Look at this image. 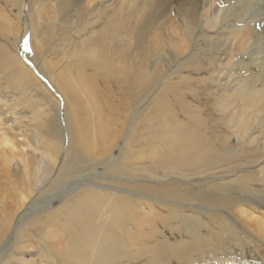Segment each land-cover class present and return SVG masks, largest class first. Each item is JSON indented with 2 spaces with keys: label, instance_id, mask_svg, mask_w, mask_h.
<instances>
[{
  "label": "bare ground",
  "instance_id": "bare-ground-1",
  "mask_svg": "<svg viewBox=\"0 0 264 264\" xmlns=\"http://www.w3.org/2000/svg\"><path fill=\"white\" fill-rule=\"evenodd\" d=\"M44 1L55 3L52 5L56 13L55 20H52L55 39L61 40L67 34H79V31L84 39L74 53L57 55L59 60L50 58L55 55L49 51L50 34L46 31L42 38L43 31L39 30L50 13L48 3L39 4L35 12L32 7L29 9V25L20 21L22 11L27 7L24 0H4L18 10L17 25L24 29L25 36L31 38L28 40L30 45L33 40L36 43L30 46L32 67L24 64V56L19 58V53L0 48V70L9 71L10 86L22 87L24 83L35 82V87L50 91V103L56 107L63 103L64 107H61V113L56 109L62 116L63 125L53 126L55 130L49 139L36 137L30 141L15 126L16 131L9 128L8 122L17 121L16 113L0 106V116L10 112L8 118L0 117V264H34L26 261L25 253L20 250H24L28 243L42 240H35L31 233L43 219L49 218L47 212L51 200L49 195L46 198L42 195L41 184L47 178L49 185L45 192L58 191V195H63L61 204L66 203L61 214L65 218V227L62 228L67 232V238L56 264L125 263L117 252L121 246L118 239L122 228L128 229L129 225L121 211L112 213L115 220L112 221L106 210L127 197L141 205L138 211L142 214L170 210L178 215L182 210L183 213H203L208 221L214 215L220 220L216 229L199 223L205 226L209 239L211 236L217 238L215 245L201 248L208 241H202L201 236H192L190 232L192 237L185 245L152 246L160 260L157 264H264V178H260L261 172L246 171L257 160L264 163V116L260 117L264 112V74L256 76L252 72L264 66V0H120L119 8L116 6V10L112 8L110 13L99 14L96 21L93 20L100 11L97 6L107 0ZM216 2L224 7L215 17L203 19L201 13L190 12L192 9H209ZM181 14L183 25L178 23ZM2 20L4 25L5 20L14 25L1 9L0 24ZM97 21H102L100 31L90 33ZM186 22H189L187 27ZM168 23L181 29L187 37L192 47L191 55L181 62L185 46L169 37L166 45L172 52V61L165 73L149 78V58L142 50L143 45L150 31ZM236 23L248 24L246 28L238 29ZM218 27L222 36L210 31ZM244 29H248L245 33L250 36L237 39L236 34L233 37L223 35L228 30L236 33ZM196 30H200L195 37L196 43L204 41L209 49L193 47ZM207 32H211L209 36ZM126 34L132 39L122 38ZM22 37L15 36V44L18 41L23 43ZM164 46L165 43H156V61L168 56ZM132 48L138 52L132 54ZM239 48L244 51L249 64L240 66L237 75L235 72L234 92L217 95L207 89L206 86L213 82L218 61ZM126 52L129 59L136 61L138 68L125 71ZM75 61L80 68L89 67L105 81L114 80L120 84L118 80L122 79L135 96L133 103L123 105V112H117L118 118L111 124L112 140L117 134L120 137L117 140L118 155L114 157L111 153L101 164L100 178L110 182L106 186L87 176L82 177L85 179L82 183H71L80 170L83 173L94 169L88 164L90 160L83 159L78 151L87 147L90 138V128L82 127L79 113L84 102L89 106L90 101L78 99L77 106L72 108V102L77 98L76 86L80 84L92 100L97 94L91 84L85 85L79 77L72 81L56 80L57 73L65 70L63 63ZM122 70L123 75L115 73ZM188 70L190 74L187 76L185 71ZM205 74L208 79L194 82L192 76ZM209 96L215 98L210 100ZM203 98L206 99L201 102ZM111 118L112 115L101 134L109 132ZM253 131H258V137L250 140ZM25 143L33 144L41 154H27L29 147ZM115 148L113 146L110 150ZM135 149H139L137 158ZM98 150L89 152L91 157ZM12 159H17L14 167ZM33 159L38 161L35 168ZM214 170L220 173L221 181H211L201 187L191 184V178L196 176L204 177L199 180H209L211 174H206ZM242 171L253 173V177L235 186L223 181L228 175ZM117 174L124 178H118ZM136 188L147 194L135 193L133 189ZM90 191L95 195L88 196ZM107 191L113 193L111 204L107 196L101 194ZM150 191L153 195L149 194ZM75 193L74 197L63 202ZM102 199L104 213L98 211ZM85 202L92 204L90 209L82 208ZM139 218L129 220L130 224L137 228ZM177 233L181 234V231ZM248 256L252 261L247 259Z\"/></svg>",
  "mask_w": 264,
  "mask_h": 264
},
{
  "label": "rangeland",
  "instance_id": "rangeland-1",
  "mask_svg": "<svg viewBox=\"0 0 264 264\" xmlns=\"http://www.w3.org/2000/svg\"><path fill=\"white\" fill-rule=\"evenodd\" d=\"M106 2V3H105ZM24 3L27 5V9L25 8L22 11L21 20L23 22H27V24H31V20L28 19L29 16V9L32 7L34 12L38 8L39 4L48 3L47 4V10L50 12L47 16H45V24L42 25L39 30L43 31L42 38L45 36L46 31L50 34V42H49V51L54 52V56L50 58L58 59L57 55L62 56V54H72L75 51L78 50L80 44L82 43L81 39H84L81 36V32L79 31V34L75 33H69L67 34L63 39H55L56 37V31L54 30L55 25L52 24V20H55L56 13L55 9L52 7L54 2L51 1H44V0H24ZM98 4V3H97ZM102 4V5H101ZM120 0H107L100 3L97 7L100 9V11L96 15V19L93 21L98 20V15L102 13H110L112 8H115L113 10H116L119 8ZM224 5L216 2L213 4L209 9H192L190 10L191 13H201V15L204 17H215V15H218L221 8H223ZM1 9L3 10V14L6 17L9 16L10 20L13 22L14 25H11L7 20H2V24H0V48L1 50L5 49L12 51L13 53L17 54L19 53V58H23V62L26 66L32 67L30 64L32 60L29 61V59L32 58V49L31 45L34 46L36 43V40L31 41L30 45V39L29 37L25 36V31L19 25H17L18 18V10L16 8H11V6H8L6 3H4V0H0V12ZM17 10V11H16ZM112 10V11H113ZM2 14V13H1ZM22 23V21H21ZM179 24L183 25V16L181 14L179 18ZM248 23H236L235 27L238 29L246 28ZM171 23H168L165 27L156 28L154 31H150L148 34V37L146 38V41L143 45L142 50L145 52L147 57L149 58L147 69H148V75L149 78L155 77L159 73H165L168 69V66L170 62L172 61V52L168 48V45H166V41L169 37H172L177 42H180L184 44L185 50L183 52L184 59L181 61H185L189 58L191 55V44L188 43L187 37H185L181 33V29H177L174 26H170ZM189 25V22L185 23V27ZM102 26V21H97L95 25L93 26V29H90V33L97 34ZM168 26V27H167ZM9 31L12 32L9 33ZM202 26L199 25V29H201ZM248 29H244L242 31H237L236 33H233V31L228 30L223 35L225 36H231L233 37L235 34L237 36V39H240L241 36H250L247 32ZM4 31H8V33H5ZM200 31V30H199ZM198 30L195 31L194 37H193V47L197 48H205L209 49V45L205 43L204 41L196 43V34L200 33ZM212 33H220L222 36V33L220 32L218 28L211 29ZM211 32H207V36H209ZM245 34V35H244ZM29 35V34H27ZM14 36V37H13ZM16 37L18 39L21 38L23 43L17 42L15 44ZM25 36V37H24ZM89 36V35H88ZM25 38H28L24 41ZM41 38V39H42ZM89 38V37H88ZM122 38H127L128 40H131L129 34L124 35ZM29 40V41H28ZM27 41V42H26ZM21 42V41H20ZM29 42V45H28ZM165 43L164 49L168 51V56L166 59L162 61H156L154 54L158 51H154L156 43ZM25 43V45H23ZM26 44L28 46H26ZM222 44V43H220ZM16 45V46H15ZM29 48V49H28ZM31 49V50H30ZM194 51V49H193ZM130 52L132 54H135L138 52L137 49H131ZM27 53V54H26ZM31 53V54H30ZM127 54V66L125 71H130L129 69H136L138 68L137 63L135 60L129 59V55ZM28 55V56H27ZM30 55V57H29ZM25 57H27L26 60ZM55 59V60H56ZM59 60V59H58ZM57 61V60H56ZM28 62V63H27ZM217 64V71L212 76V81L209 85L206 86L207 89L211 90L215 94H221L224 92H230L232 94L234 92L236 82L235 80V72L237 75V69H239L240 66H246L248 65V58L244 55V51L242 49H236L234 53L223 56ZM72 66V68H70ZM62 68H65L63 71H59L56 75V80L64 82L65 80L72 81L78 79H83L84 84L88 85L91 84L95 91L97 92L96 97L94 100L91 99L90 94L88 91H86L83 87L79 85L76 86V94L77 98L72 102V108L77 106V100L78 99H86L90 101V105L87 106V103L84 102V107L79 112L81 115V121H82V127H88L90 130L88 133L90 134L89 141L87 142V147L85 149H79V154L82 156L85 160H90L88 164H91L94 169L86 170L83 173H80L79 171L77 177L74 179V181H71V183H82L85 181V179H82V177H93L94 181H96L99 184H102L104 186L109 185L110 182L108 180H103L100 178L102 176V169L103 166L101 164L105 162L106 158L110 156L112 153L114 157L118 155L117 151V145H118V134L115 136V138L112 140L111 137V124L112 122L117 118L116 115L117 112H123V105L128 103H133V100L135 99L133 96L134 92L132 91L131 87L128 86V84L123 81L122 79H119L120 84H117L114 80L113 81H105L101 76H98L95 74L92 69L89 67L87 68H80L78 65V62H65L62 65ZM190 71H185L187 76L190 74ZM253 74L256 76L264 74V66H259V68L252 70ZM118 75H123L124 70L115 72ZM8 74L9 71L0 70V100H2V103L0 106H4L3 109L6 111L13 110L16 115L14 116L17 121L14 123L8 122L9 128L11 130H15V127L18 128V131H21L23 135L29 139L30 141L33 140V138L36 137H44L46 139H49L51 136V132L54 131L53 126H59V124L62 123L63 120L61 114L59 115L56 111V109L60 110L64 107V104L61 103L59 107L54 106L52 103H50L52 94L49 90H42L40 88L35 87V82L26 84L24 83L21 86H15L12 87L8 84ZM36 75H38L36 73ZM194 79V82L204 81L205 78L208 79V76L205 75H199V76H192ZM45 81V80H44ZM261 88V85L258 84V89ZM43 91V92H39ZM3 95V96H2ZM4 98V99H3ZM215 96L211 97L209 96V99H213ZM206 98H203L201 102H204ZM4 100L6 102H4ZM6 107V108H5ZM62 107V108H61ZM98 109L100 112H98ZM112 115V118L110 120V129L109 132L105 135L101 134V130L105 128L107 120L109 116ZM10 116V112L7 113V115H1L0 117L3 119H6ZM264 116L263 114L260 116ZM13 117V116H12ZM77 123V122H76ZM257 123V122H256ZM15 126V127H14ZM258 131H253L251 133L252 137L250 140H253L258 137L257 135ZM231 141H233V138L231 137ZM26 146L29 147V150L26 152L29 155H39L41 152L35 150L33 144L25 143ZM113 146L116 148L113 150H110ZM99 149L92 157L89 154V152H93L94 150ZM139 149L134 150V155L137 158ZM25 153V152H24ZM40 158L38 159V161ZM142 159L141 161H144ZM257 160V159H256ZM17 161V159H12V167H14V163ZM38 161L33 159V166L34 168L37 166ZM139 161V160H138ZM263 160H257V163L254 164V166L251 169H248L246 171L249 172H261L260 178H264V163H262ZM137 164V163H135ZM220 171V170H219ZM216 170L211 171L207 173L206 175H210L208 177L209 180H199L203 176H196L191 178V184L194 183V185H199L200 187L206 184H209L211 181H221L219 174L215 173ZM226 172V171H225ZM215 177V179L212 177ZM117 177L124 178L120 174H117ZM253 177V173L247 174L245 172H238L237 174L228 175L225 177V180L228 181L231 185H237L238 183L244 182L245 179H249ZM80 178V179H79ZM204 178V177H203ZM214 180H213V179ZM48 179L46 181H43L42 188L44 189V192H42V195L46 198L47 195L50 196V203L49 208L50 210L47 212L49 218L43 219L42 223L38 225L37 227L32 229L31 236L37 239H42L38 243L32 242L28 243L24 250H20L21 252L25 253L24 259L26 261L32 262L34 264H56L57 257L61 255V252L64 249V239L67 238V232H64L62 227L64 226V220L65 218L62 216V207L65 206L66 203L61 204L60 200L63 199V195H58V191H55L54 193L48 194L45 192L46 187H48L49 182ZM212 179V180H211ZM89 181H92L90 179ZM175 185V184H174ZM135 193L138 194H147L146 192L136 188L133 189ZM264 190V188H263ZM95 193L93 191H90L88 193V196ZM77 193L72 195L71 197H68L64 199L63 202H67L70 200V198L74 197ZM105 196H107V199L111 202L113 201L112 192H103L101 193ZM150 195H153V191L149 192ZM119 197H123L122 195H117ZM57 197V199H53ZM127 197V196H125ZM121 203L117 206H111L112 208H109V210H106L108 213V219L115 221L112 219V213H116L118 211H121V213L126 217L127 223H128V229L122 228L118 242L121 246H119L118 254L123 256V264H127L131 262L132 264H157L158 260L156 258V254L151 249L154 245H175V246H182L187 243V239L191 238L192 236H201L202 241H208L206 244L202 245L201 248H205L206 246L215 245L217 243V238L214 236H211L209 239L208 233L206 232L205 226H201L199 223L203 222L206 224V226H213L215 229L219 226L220 220L216 217V215L213 216L211 221H208L206 218L207 216L203 213H192V212H182V210H179V214L175 215L171 213V211H162L158 212L156 214H146V213H139L138 209L141 205H138V203H135V199L127 197L126 199L121 198ZM103 202L104 199L101 200V205L98 209L99 212L104 213L105 210L103 209ZM92 206L91 203L85 202L83 204L84 209H90ZM151 215V216H149ZM81 216V214H80ZM139 216V222L138 227L135 228L134 225L130 224L131 221H134L136 217ZM181 217V218H179ZM131 220V221H129ZM216 223V224H215ZM181 231L180 233H177ZM190 232L193 234L192 236H189ZM215 233V232H213ZM173 234V235H171ZM176 234V235H175ZM178 235V236H177ZM180 235V236H179ZM218 237L220 238V232L218 234ZM150 244V245H146ZM27 251V252H26ZM249 261H252L250 256L247 257ZM248 261V262H249ZM175 262V261H171ZM59 263V261H58ZM115 264H121L120 262H115ZM169 264V263H167ZM176 264V263H175Z\"/></svg>",
  "mask_w": 264,
  "mask_h": 264
}]
</instances>
